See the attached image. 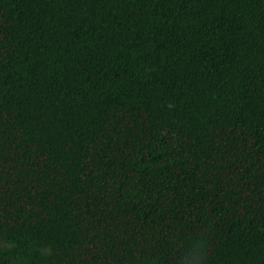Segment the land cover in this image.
I'll return each instance as SVG.
<instances>
[{
    "label": "trees",
    "instance_id": "1",
    "mask_svg": "<svg viewBox=\"0 0 264 264\" xmlns=\"http://www.w3.org/2000/svg\"><path fill=\"white\" fill-rule=\"evenodd\" d=\"M264 264V0H0V264Z\"/></svg>",
    "mask_w": 264,
    "mask_h": 264
},
{
    "label": "clouds",
    "instance_id": "2",
    "mask_svg": "<svg viewBox=\"0 0 264 264\" xmlns=\"http://www.w3.org/2000/svg\"><path fill=\"white\" fill-rule=\"evenodd\" d=\"M206 256V241L198 240L178 259V264H204Z\"/></svg>",
    "mask_w": 264,
    "mask_h": 264
}]
</instances>
